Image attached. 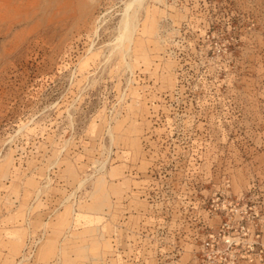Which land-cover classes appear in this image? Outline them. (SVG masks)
<instances>
[{
    "label": "rangeland",
    "instance_id": "obj_1",
    "mask_svg": "<svg viewBox=\"0 0 264 264\" xmlns=\"http://www.w3.org/2000/svg\"><path fill=\"white\" fill-rule=\"evenodd\" d=\"M130 1L0 0V264H194L223 197L264 219V0Z\"/></svg>",
    "mask_w": 264,
    "mask_h": 264
},
{
    "label": "built area",
    "instance_id": "obj_2",
    "mask_svg": "<svg viewBox=\"0 0 264 264\" xmlns=\"http://www.w3.org/2000/svg\"><path fill=\"white\" fill-rule=\"evenodd\" d=\"M219 221L197 235L194 264H257L264 261V219L242 196L223 197Z\"/></svg>",
    "mask_w": 264,
    "mask_h": 264
},
{
    "label": "bare ground",
    "instance_id": "obj_3",
    "mask_svg": "<svg viewBox=\"0 0 264 264\" xmlns=\"http://www.w3.org/2000/svg\"><path fill=\"white\" fill-rule=\"evenodd\" d=\"M135 1H138V0H131V1L128 3L127 6H128V7L131 6V4H132L133 2H135ZM139 1H141V0H139ZM139 1H138V2H139ZM133 4H134V3H133ZM128 7H127V9H128ZM128 24H129V21H128ZM130 26H131V25H130ZM130 26H129V28H131ZM129 28H128V29H129ZM126 29H127V27H126ZM129 31H130V30H129ZM125 33H126V32H125ZM128 33H129V32H128ZM124 36H125V35H124ZM125 37H126V36H125ZM124 41H125V40H124Z\"/></svg>",
    "mask_w": 264,
    "mask_h": 264
},
{
    "label": "crops",
    "instance_id": "obj_4",
    "mask_svg": "<svg viewBox=\"0 0 264 264\" xmlns=\"http://www.w3.org/2000/svg\"><path fill=\"white\" fill-rule=\"evenodd\" d=\"M263 240H264V234H263ZM257 264H264V261L263 262H260V263H257Z\"/></svg>",
    "mask_w": 264,
    "mask_h": 264
}]
</instances>
